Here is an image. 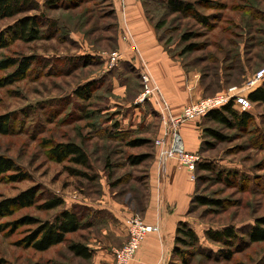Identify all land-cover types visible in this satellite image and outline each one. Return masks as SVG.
Listing matches in <instances>:
<instances>
[{
  "label": "rangeland",
  "instance_id": "rangeland-1",
  "mask_svg": "<svg viewBox=\"0 0 264 264\" xmlns=\"http://www.w3.org/2000/svg\"><path fill=\"white\" fill-rule=\"evenodd\" d=\"M119 1L124 13L126 0ZM164 1L146 0L145 4L144 0L145 16L159 44L199 81L202 90L199 101L216 98L232 88H243L264 68V0H182L196 3L198 11L209 19L207 25L189 14L160 11L156 2ZM112 3L111 0H77L70 8L62 5V8L46 10L48 20L58 25L50 28L46 21L41 25L42 38L32 43L13 41L12 34L6 33L17 21L36 12L11 20L0 19V34L7 35L9 42L7 48L1 50L0 62L15 59L22 63L34 57L24 77L16 75L18 66L0 69V117H11L10 133L0 134V157L13 160L29 177L19 182L0 177V203L31 189L37 193L32 206L16 208L12 216L0 219V225H5L0 231V264H89L75 258L69 246L72 242L84 241V237L91 234H100L97 228L68 235L63 244L46 252L25 245L37 226L26 225L23 220L45 222L54 218L56 212L41 209L44 201L53 196L95 203L107 192L115 204L130 213L128 218L145 222L146 176L153 163L160 175L162 148L157 142L164 135V122L151 105V99L142 104H147L146 113L153 116V126L147 130L143 126L133 129L141 131L136 137L145 144L132 148L127 145L129 139H110L106 132L116 122L121 131H130L123 130L118 120L124 110H130L126 114L133 115L135 110L119 106L121 98L115 96L111 78L103 76L107 68L96 62L105 58L104 54L120 51L118 42L126 37L130 49L141 51L133 29L127 23L123 28L117 26L116 6ZM72 34L77 36V42ZM68 35L71 44L67 41ZM115 39L118 40L116 48ZM190 47L192 51L186 53ZM85 55H94L96 62L94 59L72 70L73 65L67 63L66 58ZM243 65L247 72L241 70ZM140 73H134L128 81L126 102L140 104L137 102L145 91L144 73ZM146 73L162 92L153 73ZM87 82H94L91 97L77 99L73 95L75 90ZM249 113L253 116V126L248 130L221 126L212 120H205L202 125V138L208 141L202 156L215 172H197L196 168L192 176L198 181V194L218 204L195 205L189 221L199 236L197 255H190L192 248L180 246L185 260L176 258L174 264H264V242L249 244L247 236L255 220L264 218V104L253 103ZM204 130H212L220 138L205 136ZM67 142L79 143L87 150L91 170L86 173L90 180L74 176L70 169L80 171V168L66 161L58 163L50 155L55 145ZM131 158H138V164H130ZM228 227L238 232L240 243L236 241L234 246L226 248L205 237L206 230L222 231ZM230 251L232 257L227 258ZM205 253H211L212 260H208Z\"/></svg>",
  "mask_w": 264,
  "mask_h": 264
},
{
  "label": "crops",
  "instance_id": "crops-1",
  "mask_svg": "<svg viewBox=\"0 0 264 264\" xmlns=\"http://www.w3.org/2000/svg\"><path fill=\"white\" fill-rule=\"evenodd\" d=\"M36 1L42 4L46 0ZM111 2L116 6L118 26L123 28V25L127 23L128 27L133 29L141 51L139 53L133 51L124 40L118 42L122 61L117 67L110 69L105 58L101 57L103 67L107 68L104 69L103 76L112 74L113 92L116 97L121 98L118 102L119 106L135 110V115L134 113L126 114L130 110H124V115L119 116L118 121L121 123V128L133 130L138 126H143L147 130L153 126V116H147L145 109L147 104L126 102L125 92L128 81L132 77H128L129 80L122 84L119 76L117 77L118 72L121 74L125 71L127 73L125 76L132 75L130 71H135V73L141 71L142 74L152 72L160 82L164 98L176 115H180L186 106L202 98L201 86L199 81L193 78L192 74L187 73L182 65L174 60L156 40L154 29L145 16L142 0H126L124 13L117 5L119 0H111ZM72 39L78 41L75 34H72ZM151 105L157 112L156 103L152 101ZM180 134L185 149L188 152L199 154L204 141L201 121L183 123ZM147 189L148 199L143 207V218L149 225L158 224L160 232L149 234L146 237L130 264H169L173 257L178 224L182 221L190 223L188 213L196 194V182L192 179V172L188 169H178L175 161L168 163L162 177L159 175L156 163H153L148 172ZM105 194L101 201L95 203L68 196L64 199L67 210L86 219L84 222L90 227L86 230L97 228L101 231L100 234L84 237L83 243L92 252V258L88 260L89 264H115V250L123 246L129 238L126 222L130 213L115 204L107 192Z\"/></svg>",
  "mask_w": 264,
  "mask_h": 264
},
{
  "label": "trees",
  "instance_id": "trees-1",
  "mask_svg": "<svg viewBox=\"0 0 264 264\" xmlns=\"http://www.w3.org/2000/svg\"><path fill=\"white\" fill-rule=\"evenodd\" d=\"M77 0H46L44 3H39L36 0H0V19H16L23 14H31L32 12H36V15L25 17L19 21H17L16 25L13 29L9 30L6 34H12V39L14 40H22L25 42H35L42 38V30L41 25L47 21V26L50 28H56L58 23L55 21L48 20L45 15L46 10L62 8L61 6L70 8L74 6ZM144 2V0H142ZM146 3V0L144 2ZM158 4V8L160 11H167L169 14H189L193 16L200 23L208 24L207 18H205L201 12L198 11L196 7V3H187L182 0H166L163 3L156 2ZM146 7V6H145ZM146 14L148 15L147 10ZM114 15L115 9H114ZM118 26V23H117ZM7 35L0 34V55L1 50L6 49L9 42L7 40ZM70 35H68L67 41L70 42ZM69 37V38H68ZM115 41V48L117 47V39ZM167 50V49H166ZM191 47L186 51V53L191 52ZM167 52L171 55V53L167 50ZM185 53V54H186ZM172 56V55H171ZM34 57L24 60L22 63L15 59L13 60H5L0 62V69L7 70L11 67H19L18 73L16 75L24 77L26 73L30 70ZM67 63L73 66L71 67L74 70L78 66H86V64H90L95 57L94 55H85L76 57L75 59L66 58ZM73 59V61H71ZM97 59H95L96 62ZM97 64H102L101 61L96 62ZM241 70L247 72L242 66ZM132 72V75L125 76L127 74L123 71L121 74L117 73V77L119 76L121 83H125L129 80L128 77H133L135 71ZM112 74L108 75V78H111ZM20 78V77H19ZM12 78L11 80H14ZM102 79V78H101ZM102 81V80H101ZM94 82H87L82 85L79 89H76L74 94L75 97L79 100H88L92 94V87ZM249 100L253 104H264V83L261 87L253 91L249 95ZM10 115H5L0 117V134L8 135L10 133ZM205 120H212L214 123L218 125L229 127V128H239L243 130H248L250 126H253L252 120L253 116L249 112H240L234 108L233 103H230L221 109L212 111L207 117L203 119L201 122L204 124ZM145 130V129H144ZM143 130V131H144ZM108 136L110 139L117 140H126L129 139L127 145L132 148H137L145 144V141H139L136 136L141 131H121L119 129V124L116 122L111 129H107ZM205 136L208 135L211 138H220L218 134L212 130H204ZM204 135H202L203 137ZM204 141L201 146V151L199 154L202 156V152L205 149V144L208 142L207 139L202 138ZM148 143H150L148 141ZM147 143V144H148ZM207 145V144H206ZM211 150V147H207ZM50 155L58 162L62 163L64 161L69 162L74 167H78L79 169L71 170L70 172L77 177H83L86 180H90V176L86 173V170H91L90 157L88 156L87 150L85 147L79 143L75 142H67L55 145L51 151ZM150 158H154V154L150 156ZM203 158V156H202ZM130 164L137 165L138 158H131L129 161ZM149 172V171H148ZM197 172H215L212 164L208 161H203L197 166ZM14 174V175H12ZM0 177L9 178L13 182H19L27 180L29 177L26 173H24L20 168H18L15 162L11 159H7L5 157H0ZM147 178L146 176V186H147ZM198 182V181H197ZM196 182V194L191 203V207L189 210V215H192L193 210L195 209V205H200L202 207L211 206L213 204H218L215 201L208 200L204 196H200L198 193ZM36 191L33 189L21 194L17 198L4 200L0 203V219L5 218L6 216H12L14 214V210L16 208H27L32 206L34 201L36 200ZM42 210L47 212H56L54 218L50 220L38 221L33 220L31 218H26L23 220L26 225H36L37 228L31 231V235L27 237L25 240V245L28 248H33L38 252H46L51 248L61 245L66 241V237L68 235L76 234L77 232L90 228L88 223L84 221L86 219L80 218L76 213L71 210H67L65 208V201L62 197L53 196L44 201ZM40 222V223H39ZM5 225H0V231L5 229ZM11 228V227H9ZM248 243H263L264 242V218H259L255 220V224L249 231H247ZM205 237L213 243H219L222 246L229 248L234 246V243L238 241L240 243V236L238 232L234 230L233 227L225 228L222 231H214V230H206L204 232ZM173 257L169 264H174V259L179 258L180 260H185V254L182 252L181 247H190L193 251L190 255H197L196 247H199V236L194 229V227L187 221H182L178 224L176 231V238L174 243ZM69 252L77 259L82 261H88L92 258V252L89 251L85 243L82 242H72L69 246ZM205 256L208 260H212V254L210 253ZM232 257V251L228 252L227 258Z\"/></svg>",
  "mask_w": 264,
  "mask_h": 264
},
{
  "label": "built area",
  "instance_id": "built-area-1",
  "mask_svg": "<svg viewBox=\"0 0 264 264\" xmlns=\"http://www.w3.org/2000/svg\"><path fill=\"white\" fill-rule=\"evenodd\" d=\"M124 1V0H121ZM121 9L122 5L119 3ZM128 41V37L124 38ZM107 56L110 69L117 67L122 61V54L117 51ZM145 91L137 103H145L151 99L156 103L158 114L164 122V135L158 139L157 145L162 148L159 154L160 175L163 176L170 161H175L177 167L188 169L194 174L197 166L203 161L198 153H191L185 149L184 141L180 134V126L188 121H196L207 117L212 111L233 103L234 108L240 112H250L252 103L247 93H251L261 87L264 83V68L259 70L243 88H232L228 92L216 98L204 99L192 105L186 106L180 115H175L168 101L164 98L160 88L152 81L150 75L145 73ZM175 127V129H174ZM174 131V133H172ZM194 180L195 177L192 176ZM129 241L122 249L114 252L115 264H130L136 257L143 241L149 234L159 233L160 226L149 225L137 218H127Z\"/></svg>",
  "mask_w": 264,
  "mask_h": 264
}]
</instances>
